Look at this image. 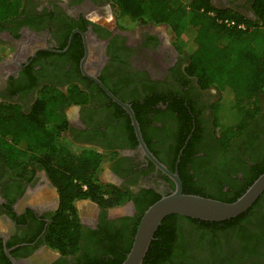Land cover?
<instances>
[{
	"label": "flooded vegetation",
	"instance_id": "1",
	"mask_svg": "<svg viewBox=\"0 0 264 264\" xmlns=\"http://www.w3.org/2000/svg\"><path fill=\"white\" fill-rule=\"evenodd\" d=\"M208 1L220 11L255 19L252 0ZM123 25L107 0H22L19 16L0 21V264L114 259V250L127 251L140 210L175 189L140 149L128 112L94 77L139 111L147 149L181 174L185 185L195 183L207 196L219 197V190L238 191L264 165V93L253 121L223 147L213 111L219 92L187 74L186 55L168 24ZM53 92L77 93L81 100L64 108L62 122L43 125L52 129L54 145L61 132L58 140L105 154L99 180L127 196L108 209L88 198L75 201L82 235L73 255L46 243L60 195L46 164L29 160L42 158L33 145L40 143V98ZM27 122L39 133L35 138L25 135ZM184 137L190 142L180 160ZM165 227L160 264H264V227L249 230L245 238L244 232L214 231L183 216L169 218Z\"/></svg>",
	"mask_w": 264,
	"mask_h": 264
},
{
	"label": "trees",
	"instance_id": "2",
	"mask_svg": "<svg viewBox=\"0 0 264 264\" xmlns=\"http://www.w3.org/2000/svg\"><path fill=\"white\" fill-rule=\"evenodd\" d=\"M113 15L121 27L133 23L168 24L170 34L177 42L178 38L189 30L182 52L187 59L186 72L193 76L202 88L213 87L219 92V102L213 109L216 119L217 140L226 147L234 136H239L253 121L260 111V97L264 93V0H252V11L255 19H248L234 12H224L210 5L208 0H107ZM22 0H0V21H7L21 14ZM210 12L213 13L210 14ZM216 17H228L237 23H243L241 29L235 25H226L216 21ZM122 24V25H121ZM67 95L63 92L45 94L40 98V143L33 144L40 148V157L29 160L43 161L49 171L53 183L60 195L59 207L47 232V245L59 251L62 255H73L81 247L80 238L82 226L79 222L75 201L77 199H91L103 209L123 204L126 193L113 185L104 184L99 180L102 162L105 154L95 149L76 146L58 140L53 143L52 129L47 130L45 123L54 125L63 119V110L71 102H81L77 93ZM82 101H85L83 99ZM139 102V101H137ZM168 107H173L169 103ZM178 115L183 114L180 108L175 110ZM226 111L233 118L231 122H223ZM135 117L140 122L139 111L134 108ZM187 133H192V119L189 115ZM62 122V121H60ZM24 126V123H20ZM27 133L31 137L39 134L27 122ZM1 126V123H0ZM5 128L8 124L4 125ZM2 126V128L4 127ZM65 124H61V129ZM9 128V127H8ZM23 134V132H21ZM186 137V136H185ZM180 146L183 159L187 142ZM38 140V139H37ZM144 141L147 142L144 138ZM179 152V150H178ZM25 159V158H24ZM264 171L261 166L254 175L238 191L221 192L219 197H212L226 202L235 200L259 174ZM183 183L184 193L207 196L197 184L185 185V180L179 174ZM151 200L142 210L143 212L158 200ZM211 198V197H210ZM180 217L177 214L166 216L157 227L149 244L142 264L162 263L163 251L168 237L165 223L169 218ZM140 219V218H139ZM191 220L196 225L211 227L214 231L244 232V238L249 230H262L264 227V191L251 207L236 217L223 221ZM139 222V220H138ZM132 238L127 243V251L114 250V259H88L87 264H120L128 253ZM124 250V248L122 249Z\"/></svg>",
	"mask_w": 264,
	"mask_h": 264
},
{
	"label": "water",
	"instance_id": "3",
	"mask_svg": "<svg viewBox=\"0 0 264 264\" xmlns=\"http://www.w3.org/2000/svg\"><path fill=\"white\" fill-rule=\"evenodd\" d=\"M94 80L105 93L122 106L129 114L140 149L151 161L163 170L174 182L175 189L161 196L141 215L133 236L131 247L120 264H142L143 258L161 221L170 214L205 221H223L246 211L264 191V171L233 201L226 202L215 198L181 191V181L177 173L166 169L147 149L141 132L129 105L117 99L97 78Z\"/></svg>",
	"mask_w": 264,
	"mask_h": 264
},
{
	"label": "rangeland",
	"instance_id": "4",
	"mask_svg": "<svg viewBox=\"0 0 264 264\" xmlns=\"http://www.w3.org/2000/svg\"><path fill=\"white\" fill-rule=\"evenodd\" d=\"M108 18H111V13L108 14ZM169 33H170V31H169ZM189 34H190L189 30H186V31H184V33L178 38V40H177V44H178V48H179V49H181V50L183 49V47L185 46V43H186V41H187V38H188ZM170 35H172V34H170ZM172 38L175 39L173 35H172ZM174 41H175V40H174ZM148 66H149L150 70L153 72V69L151 68L152 66H151V65H148ZM226 113H227V114H223V117H224L223 122L229 123V122L232 121L233 118L231 117V115H230L227 111H226ZM187 224H188V223H187ZM189 225H190V224H189Z\"/></svg>",
	"mask_w": 264,
	"mask_h": 264
},
{
	"label": "built area",
	"instance_id": "5",
	"mask_svg": "<svg viewBox=\"0 0 264 264\" xmlns=\"http://www.w3.org/2000/svg\"><path fill=\"white\" fill-rule=\"evenodd\" d=\"M210 14L213 15L212 12H210ZM216 21H218L219 23H224L226 25H235L241 29L245 28L243 23H237L234 19L228 17H216Z\"/></svg>",
	"mask_w": 264,
	"mask_h": 264
}]
</instances>
